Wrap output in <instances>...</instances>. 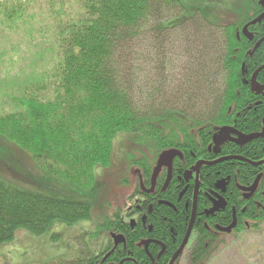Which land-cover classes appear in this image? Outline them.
Instances as JSON below:
<instances>
[{"label": "trees", "instance_id": "obj_1", "mask_svg": "<svg viewBox=\"0 0 264 264\" xmlns=\"http://www.w3.org/2000/svg\"><path fill=\"white\" fill-rule=\"evenodd\" d=\"M26 1L0 0L1 21L22 19L21 13L28 9ZM47 1L53 8L49 49L57 58L51 97L28 94L18 98L21 108L0 115V157L5 164L4 173H0V244L11 241L18 230L41 235L56 224L91 220L93 202L86 191L95 182L94 168L108 164L117 132L135 134L134 138L146 141L149 148L154 145L156 152L173 144L177 130L182 131L179 120L190 117L173 107L152 113L139 98L143 77L139 65L145 62L142 47L149 46L148 38L172 37L182 30L186 41L182 54L190 64L187 42L200 38L193 51L197 58L204 53L199 52L204 51L203 46L211 45L208 33L197 34L201 25L222 30H218L222 45H217L215 52L224 54V89L208 118H226V111L235 110L238 102L237 22L213 21L220 14L216 0ZM28 18L31 20L30 15ZM168 52L170 56L173 51L166 55ZM134 63L138 66L133 67ZM145 89V100L154 97V87ZM258 112L259 119L252 122L256 129L261 126L264 106ZM12 151L23 153L35 173L17 167ZM220 175L234 179L230 169ZM60 183L66 190L59 188ZM254 227L253 231L264 227V220ZM221 243L210 238L197 243L203 249L196 252L200 258L195 264H205ZM86 257L68 262L60 259L58 264H88Z\"/></svg>", "mask_w": 264, "mask_h": 264}, {"label": "flooded vegetation", "instance_id": "obj_2", "mask_svg": "<svg viewBox=\"0 0 264 264\" xmlns=\"http://www.w3.org/2000/svg\"><path fill=\"white\" fill-rule=\"evenodd\" d=\"M235 22V110L229 108L218 121L183 118L171 146L156 152L147 145L148 152L135 163L133 192L96 223V249L84 246L88 264H195L196 252L203 249L196 245L200 241L223 243L226 236L253 232L264 220V116L259 129L252 126L264 106V0H241ZM253 76L261 87L252 88ZM223 127L228 130L220 133ZM250 134L258 135L240 140ZM169 149L173 155L153 179L160 153ZM227 169L233 181L220 175Z\"/></svg>", "mask_w": 264, "mask_h": 264}, {"label": "rangeland", "instance_id": "obj_3", "mask_svg": "<svg viewBox=\"0 0 264 264\" xmlns=\"http://www.w3.org/2000/svg\"><path fill=\"white\" fill-rule=\"evenodd\" d=\"M213 2H218L220 10L214 22L226 23L238 19L241 0ZM26 5L28 9L21 13L22 19H14L13 23L2 22L0 10V115L21 108L17 100L28 94L38 93L41 98H50L51 85L55 82L52 73L57 58H54L49 49V17L53 8L49 7L47 0H27ZM218 30L220 29L201 25L197 34L208 33L211 45L203 46L204 51L200 49L199 52L204 53L197 58L193 51L200 38L187 42L185 48L190 64L186 60V54H182L183 45H186L182 30L174 32L172 37L165 34L164 38L159 35L157 39L150 37L146 40L149 46L142 47L141 56L145 58V62L139 65L143 70L139 98L143 100L144 106H148L152 113H159L162 111L161 107H173L189 117L208 118L213 114L218 105L215 102H219L222 97L226 73L224 54L215 52L217 45H222ZM167 37L170 38L168 42ZM186 37L189 38L187 35ZM169 50L173 51L170 56L169 52L166 55ZM212 53L216 55L213 56ZM137 66L136 63L133 64V67ZM146 87H154L152 90L155 95L145 100L142 94L147 91ZM134 136L136 135L117 132L112 139L108 164L94 168L95 182L86 191V196L93 202L90 221L74 225L56 224L53 229L41 235L18 230L11 241L0 244V264H58L60 259L68 262L83 256L85 244L90 250L96 249L100 244V237L90 236L85 231L92 232L102 216L112 213L116 205L127 200L136 186V160L148 152L146 141L135 139ZM3 144L5 145L4 142ZM12 153L16 155L13 159L18 160L15 163L17 167L30 169L35 173V167L29 164L23 153ZM4 170L5 164L0 157V173H4ZM58 186L61 190H66L63 183ZM54 234L59 236L53 238ZM206 264H264V227L224 237V242Z\"/></svg>", "mask_w": 264, "mask_h": 264}, {"label": "water", "instance_id": "obj_4", "mask_svg": "<svg viewBox=\"0 0 264 264\" xmlns=\"http://www.w3.org/2000/svg\"><path fill=\"white\" fill-rule=\"evenodd\" d=\"M264 67V66H263ZM263 67H260L258 70H260L261 68ZM256 74V73H255ZM255 76H253L252 78V88L255 89L256 87L255 86H258V87H261L259 86L256 82H255ZM228 130V128L226 127H223L220 129V133H223V132H226ZM258 134H250V135H241L240 136V140H244V141H247V140H250L251 138L257 136ZM174 153V150L172 149H169V150H165L163 151L162 153H160L159 157H158V160H157V164L154 168V171H153V175H152V178L154 179L156 174L158 173V171L160 170L161 166L163 165V162L164 160L168 157H171ZM226 159L228 158H232V159H238V160H244V158L240 157V156H229V157H225ZM260 162H264V160L260 161ZM257 181H258V177L255 179L253 185L251 186V189H254L255 186L257 185Z\"/></svg>", "mask_w": 264, "mask_h": 264}]
</instances>
